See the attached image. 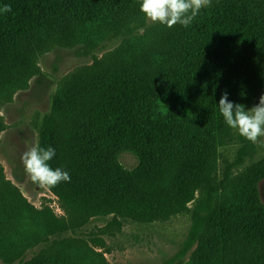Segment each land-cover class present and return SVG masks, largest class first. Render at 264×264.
<instances>
[{
	"label": "trees",
	"instance_id": "trees-1",
	"mask_svg": "<svg viewBox=\"0 0 264 264\" xmlns=\"http://www.w3.org/2000/svg\"><path fill=\"white\" fill-rule=\"evenodd\" d=\"M139 3L0 0V109L40 75L43 54L92 59L64 77L39 130V146L55 150L50 167L71 176L46 188L62 215L34 207L0 165L1 263L108 264L103 239L84 233L90 221L185 215L187 234L163 264H264V160L252 161L258 143L218 106L227 91L247 110L264 89V0H211L172 28L147 25Z\"/></svg>",
	"mask_w": 264,
	"mask_h": 264
},
{
	"label": "rangeland",
	"instance_id": "rangeland-1",
	"mask_svg": "<svg viewBox=\"0 0 264 264\" xmlns=\"http://www.w3.org/2000/svg\"><path fill=\"white\" fill-rule=\"evenodd\" d=\"M150 24L153 23L147 20V25ZM118 43L119 41H113L106 44L95 54L96 57H101ZM91 62V58H78L71 50L54 49L43 54L38 60L40 75L32 78L26 89L17 92L11 102L0 109V116L5 124V129L0 133V165L5 178L34 207L48 205L58 216L62 212L57 206L56 198L46 188L38 187L26 177L20 157L28 148L39 144L42 118L50 111L52 97L64 77ZM262 94L264 89L250 108L259 103ZM260 140L264 141V137ZM257 146L252 161L264 160V146L259 143ZM222 153L228 160H232L235 147L226 148ZM119 162L126 169L136 165L135 157L127 152L119 155ZM248 162L250 161L245 164ZM258 188L264 204V179L260 181ZM108 222L109 219L92 220L84 229L85 235H99L103 239L105 247L101 250L108 264H163L178 250L189 228V220L185 215L151 224L126 221L121 223L120 228L108 227Z\"/></svg>",
	"mask_w": 264,
	"mask_h": 264
},
{
	"label": "clouds",
	"instance_id": "clouds-1",
	"mask_svg": "<svg viewBox=\"0 0 264 264\" xmlns=\"http://www.w3.org/2000/svg\"><path fill=\"white\" fill-rule=\"evenodd\" d=\"M210 4L211 0H140L139 9L152 23H160L168 28L176 24L188 27L199 11ZM3 11H11V7L5 5ZM218 106L228 127L251 143L264 146V141L260 140L264 137V94L259 97L258 104L246 110L243 104L230 102L225 91ZM54 155L52 147L45 149L34 144L20 157L26 177L40 188L55 187L60 182L71 181L68 172L50 167L48 162Z\"/></svg>",
	"mask_w": 264,
	"mask_h": 264
}]
</instances>
